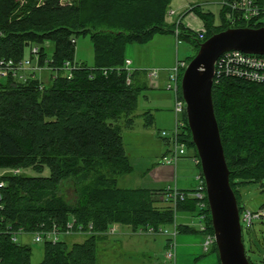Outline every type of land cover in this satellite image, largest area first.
<instances>
[{"label": "trees", "instance_id": "trees-1", "mask_svg": "<svg viewBox=\"0 0 264 264\" xmlns=\"http://www.w3.org/2000/svg\"><path fill=\"white\" fill-rule=\"evenodd\" d=\"M171 2L0 0V59L19 62L27 48L35 46L40 65H44L48 61L44 44L52 42L54 52L48 62L60 68L74 60L72 41L80 36H90L95 53L94 67L81 64L72 79L60 74L49 87L34 78L26 83L9 78L0 84V172L20 170L18 175L3 178L7 182L0 212L3 264H31L32 257L31 247L13 243L7 228L27 232L42 224L48 229L53 224L63 228L72 217L86 227L93 224L94 232L82 243L70 245L62 238L55 244L44 242L40 264H97L99 244L109 240L107 232L113 225L129 226L134 232L147 227L159 230L176 222V211L204 214L206 231L198 233L204 237L214 234L209 207L200 212L197 200L178 201L174 206L157 199L162 191L155 194L118 185L120 177L134 172L123 129L134 127L139 98L150 87L146 71L139 70L127 84V45L145 44L155 34H175L178 28V36L198 51V33L182 22L177 24L178 20H169ZM258 2L264 6L262 0ZM190 13L203 22L204 41L228 28L262 27L239 20L236 12L223 6L219 25H215L214 14L201 5L184 16ZM212 95L231 187L242 214L241 190L254 184L264 192V84L221 80L214 84ZM144 118L145 126H150L152 115L146 113ZM185 138L187 145L195 148L188 127ZM25 170L41 175L25 176ZM47 170L49 174L44 175ZM69 182L75 188L74 202L60 195L62 185ZM258 222L264 224V220ZM254 224L247 228L249 248L243 238L246 254L251 264H264L250 256L254 253L251 244L256 246L252 238L258 234ZM178 230L191 231L188 226ZM211 248L218 254L216 244Z\"/></svg>", "mask_w": 264, "mask_h": 264}, {"label": "rangeland", "instance_id": "rangeland-1", "mask_svg": "<svg viewBox=\"0 0 264 264\" xmlns=\"http://www.w3.org/2000/svg\"><path fill=\"white\" fill-rule=\"evenodd\" d=\"M223 0H172L170 10L177 11V15L170 17L169 20H178L183 18L186 11L194 6L201 5L205 11H210L215 16V25L221 24V11ZM264 5V0H262ZM33 46L27 48L25 58L30 59L37 64V59L31 55ZM44 48L47 53L48 61L52 60L54 45L52 42H46ZM74 60L80 64H87L90 68L95 66L94 46L90 36H80L75 39ZM125 65L133 70L146 71L160 70L161 75L156 80L159 86L154 89L149 87L144 91L138 103V109L135 113V124L133 128L123 129V138L126 153L131 159L134 172L130 175L120 177L118 185L120 188L149 190L148 180L152 167L162 165L163 157L167 154L170 147L161 137V132L165 131L172 134L176 129L175 102L176 95L173 91L166 89L167 78L170 70L176 65L177 61H188L193 58L197 50L195 46L183 37L176 34H155L150 41L145 44L130 43L126 47ZM190 62V61H189ZM169 71H166V70ZM168 74V76H166ZM37 78L47 87L52 83L50 71H41L36 74ZM6 80H0V84H5ZM150 113L151 125L147 123L144 114ZM196 157L195 148L186 147V155L178 160L172 169V177L165 182V185L154 188L157 194L167 188H177L178 190H192L197 186L196 177L201 171L194 158ZM163 166H167L164 165ZM11 171L4 170L1 171ZM25 176H40L41 174L32 170H25ZM45 172L44 175H48ZM165 187V188H164ZM163 188V189H162ZM72 183H65L61 187L60 195L69 202L75 201V192ZM153 191V190H152ZM241 205L244 210L251 212L258 211L264 206V192L258 185L250 184L242 190ZM157 199L162 195L157 194ZM168 203V202H167ZM165 202V204L167 205ZM241 215V214H240ZM176 225L188 226L191 231L180 233L176 238V259L170 262L166 259L167 240L169 237L163 234L147 235L139 234L133 231L129 226H116V234L111 235L109 240L99 244L98 263L97 264H220L218 254L211 248L209 252L204 251L205 238L199 234L200 218L197 213L176 211ZM174 223V224H175ZM254 224V229L258 232L257 236L252 238L256 246L250 254L253 261L261 262L264 260V224ZM173 225L162 226V230L172 231ZM243 238L245 245L250 247L248 230L244 226ZM70 245L82 243L86 236L62 237ZM20 244L30 246L32 249L31 264H40L44 257V243H36L31 234L20 236Z\"/></svg>", "mask_w": 264, "mask_h": 264}, {"label": "built area", "instance_id": "built-area-1", "mask_svg": "<svg viewBox=\"0 0 264 264\" xmlns=\"http://www.w3.org/2000/svg\"><path fill=\"white\" fill-rule=\"evenodd\" d=\"M66 1V0H64ZM69 3V0H68ZM222 6L229 9L232 12H236L238 19L245 22H252L255 25H262L264 27V6H262L258 0H223ZM168 15L174 17L177 15V11L169 10ZM182 17L178 19L177 24L182 22ZM206 30L198 32L199 40L204 41ZM176 35H179V30L176 28ZM75 44V40L72 41ZM31 55L37 59V64L30 59L24 58L19 62L12 60L0 59V80H6L9 78L14 79L18 83H26L29 79H38L36 74L41 71H50L52 80L62 74L63 77L72 79L74 73L82 69V65L75 61H67L60 68L51 67L47 61L44 65H40L39 49L33 48ZM187 66L185 61H177L176 65L170 70L168 80L166 83V89L173 91L176 95L175 102V114H176V129L172 134L162 131L161 137L167 140L170 147V151L163 157L162 164L167 166H175L181 158L186 155L187 142L185 141V135L187 134V117L186 108L182 98L181 92V78L184 69ZM127 72V84L132 83L133 69L126 66L124 68ZM107 74V70L103 71ZM161 71L152 70L148 72L149 81H156L159 78ZM226 79H240L250 83L264 84V56L248 55L240 51H229L219 57L216 65V73L214 84L219 83L221 80ZM39 80V79H38ZM43 83V82H42ZM185 138V139H184ZM194 161L197 165L200 164L199 158L195 157ZM20 170H11L0 173V212L4 210V193L7 186L4 176L18 175ZM198 183L196 188L191 192H184L178 190L176 187L167 188L164 191V200L168 203L176 206L178 201H185L186 199L197 200V206L200 212H203L208 207L207 202V189L206 183L202 173L196 177ZM200 230L206 231L204 225L205 215L200 214ZM264 220V209L258 211L244 210L241 214L242 228H251L255 222ZM116 226L113 225L107 232L110 236L116 234ZM94 232L93 224L88 227L80 224L72 217L67 222L66 226L61 228L57 224H53L50 229L45 224L40 225L32 232H27L25 229L20 228L16 231H12L11 228H7V233L12 234L11 239L13 243L20 244V236L31 234L34 237L36 243L52 242L58 243L63 236H86ZM135 233L157 235L163 234L169 239L167 240L166 259L170 262H174L176 259V238L178 236V227L176 223L172 231L169 230H155L152 227L139 228ZM204 251L208 252L210 248L216 244L214 234H205ZM0 264L2 260L0 259Z\"/></svg>", "mask_w": 264, "mask_h": 264}, {"label": "water", "instance_id": "water-1", "mask_svg": "<svg viewBox=\"0 0 264 264\" xmlns=\"http://www.w3.org/2000/svg\"><path fill=\"white\" fill-rule=\"evenodd\" d=\"M198 51L181 78L191 142L200 159L220 264H251L243 241L237 197L231 187L221 133L213 104L216 65L229 51L264 56V27H237L196 39Z\"/></svg>", "mask_w": 264, "mask_h": 264}, {"label": "crops", "instance_id": "crops-1", "mask_svg": "<svg viewBox=\"0 0 264 264\" xmlns=\"http://www.w3.org/2000/svg\"><path fill=\"white\" fill-rule=\"evenodd\" d=\"M182 22L186 27H188L189 29H191L195 32H200V31L205 29L203 22L194 13L186 15ZM166 71H169V70L167 69ZM160 75H161V73H160ZM166 76H168V74ZM147 78H148V76H147ZM148 82H149V86L151 88L156 89L159 86V83L157 81H149V79H148ZM165 143L169 148L168 142L165 141ZM168 152H169V150H168ZM168 152H166V153L168 154ZM173 168H174L173 166H163V164L162 165L158 164V165L152 167V169L150 170V173H149V180H148L149 181L148 186L150 188L149 190L154 191V188H157L158 186H161V185L162 186L165 185V182L172 177V169ZM141 189H145V188H141ZM161 191H162V193L160 195H162L161 197H163L164 189ZM181 191H187V190H181Z\"/></svg>", "mask_w": 264, "mask_h": 264}]
</instances>
